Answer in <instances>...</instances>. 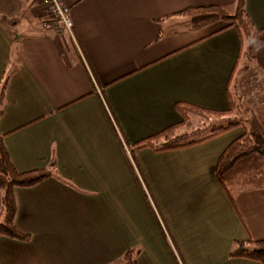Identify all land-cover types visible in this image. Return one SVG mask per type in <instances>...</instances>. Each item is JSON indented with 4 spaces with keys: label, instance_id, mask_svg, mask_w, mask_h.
<instances>
[{
    "label": "crops",
    "instance_id": "crops-1",
    "mask_svg": "<svg viewBox=\"0 0 264 264\" xmlns=\"http://www.w3.org/2000/svg\"><path fill=\"white\" fill-rule=\"evenodd\" d=\"M64 1L72 30L55 34L40 0H0V139L17 171L47 170L15 188L29 239L0 237V264H118L127 251L136 264H264L230 256L264 239V189L231 202L214 176L242 126L170 151L132 146L180 122L177 102L229 109L234 67L230 101L264 122V46L241 64L234 29L193 31L178 14L237 0ZM244 11L264 26V0Z\"/></svg>",
    "mask_w": 264,
    "mask_h": 264
},
{
    "label": "trees",
    "instance_id": "trees-1",
    "mask_svg": "<svg viewBox=\"0 0 264 264\" xmlns=\"http://www.w3.org/2000/svg\"><path fill=\"white\" fill-rule=\"evenodd\" d=\"M244 2L245 0H237L233 12H229L219 5H207L187 7L179 11L178 14L189 18L190 30L193 31L215 23L222 25L212 34L228 28L234 29L241 41L240 45L243 47L242 42L246 41L247 43V47L245 49L240 47L238 53L241 52L249 64L254 60L257 50L264 46V26L257 29L252 25L245 14ZM246 69L247 66L243 67V70ZM241 71L242 69L234 67L227 82L226 93L229 96V109L214 110L188 102H177L174 105L175 110L182 120L133 144V148H147L153 151L180 149L202 143L233 128L242 126L245 127L244 132L228 142L218 156L214 166L215 179L231 202L236 191L264 189V122L250 112L247 124L239 118H231L235 108H239V111L242 109L239 105H235L234 101H230L231 93L229 92L233 77ZM248 111L249 109H243V112ZM193 115L201 119H210L211 122L203 128L191 132H181ZM126 146L132 154V146L127 144ZM46 177L47 170L44 168L24 172L17 171L0 139V191L2 192L0 237L20 241L29 239V234L21 231L15 222L14 190L15 188L34 186ZM249 241L254 245L253 248H246L243 242H239L231 251L230 256L264 262V239H249ZM118 264H136L133 251H127L123 261Z\"/></svg>",
    "mask_w": 264,
    "mask_h": 264
},
{
    "label": "built area",
    "instance_id": "built-area-1",
    "mask_svg": "<svg viewBox=\"0 0 264 264\" xmlns=\"http://www.w3.org/2000/svg\"><path fill=\"white\" fill-rule=\"evenodd\" d=\"M47 9L48 16L42 22L46 31L58 34L62 31L71 32L72 20L69 16L70 4L64 0H40Z\"/></svg>",
    "mask_w": 264,
    "mask_h": 264
},
{
    "label": "rangeland",
    "instance_id": "rangeland-1",
    "mask_svg": "<svg viewBox=\"0 0 264 264\" xmlns=\"http://www.w3.org/2000/svg\"><path fill=\"white\" fill-rule=\"evenodd\" d=\"M246 47H247V43H246V41H244L243 42V49H245ZM244 60H245L244 57L241 58V64L244 62ZM233 86H234V83H233ZM238 109L239 108H235L233 110V112L231 114V118L232 117L234 119L239 118V119L243 120L245 122V124H247V120H248V118L250 116V113L243 112V108L240 111ZM210 122H211L210 119H203V118L201 119L198 116L193 115L191 117V120H189V122L186 124V126H185L186 128L184 127L181 132H191V131L196 130L198 128H203L205 126H208L210 124ZM241 128H242V132H241V134H242L244 132V128L245 127H241ZM128 149H129L128 146L124 145L123 150H124L125 155L127 157L130 155L129 154L130 152L128 151ZM139 170H140V168H139ZM136 173L140 177V178H138V180L139 181H142L141 176H140V173H138L137 170H136ZM243 245H244V247L249 248V249L253 248V246H254L253 244L250 243V241L249 242L248 241L247 242H243Z\"/></svg>",
    "mask_w": 264,
    "mask_h": 264
}]
</instances>
